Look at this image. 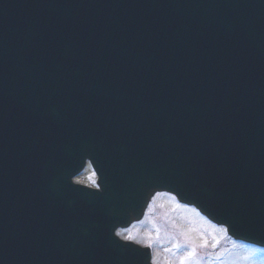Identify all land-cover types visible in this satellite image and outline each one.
I'll use <instances>...</instances> for the list:
<instances>
[{
    "label": "water",
    "instance_id": "95a60500",
    "mask_svg": "<svg viewBox=\"0 0 264 264\" xmlns=\"http://www.w3.org/2000/svg\"><path fill=\"white\" fill-rule=\"evenodd\" d=\"M187 2L193 12L201 11V23L209 34L202 32L194 39L193 47L212 53L220 64L204 65L200 76L192 79L206 86L212 82L218 94H223L220 109L227 113L204 127L198 123V131L186 132L183 126L172 124L160 108L162 119H166L163 124L173 130V135L154 137L148 142L129 139L124 143L119 140L130 134L133 121L128 99H120L117 83L112 82L110 88L105 86L102 92H89L68 105L65 113L72 120L67 123L71 131L60 148L62 154L56 159L46 156L33 162L38 174L53 180L61 178L53 198L59 199L57 204L64 200L68 207L65 221L61 226L56 224L59 239L53 246H63L70 253L65 264H125L122 254L111 245L113 241L126 243L114 238L113 232L139 220L156 191L171 192L180 202L194 205L212 222L224 225L234 239L264 246V0ZM128 15L129 11L120 19L104 18L103 13L98 21L115 28ZM196 21L189 18L183 23ZM246 29L252 31L253 38ZM198 60L192 59L197 71ZM218 94H214V102ZM231 135L235 140L228 150L236 160L220 164L204 145L220 137L223 147ZM83 147L96 155L105 149L92 163L100 178V190L93 191L99 193L94 196L97 204L92 206L84 194L79 199L64 198L72 190L67 185L80 168L76 164L80 163ZM253 155L258 158L257 164L246 167V160L241 158ZM88 157L90 154L83 160ZM24 230L20 237L19 231L11 233L16 241L10 235H2L3 243L11 248L15 244L17 252L31 251L34 255L36 247L29 244V227ZM23 240L26 244L18 243ZM118 251L134 257L136 264H150L147 249L131 244L130 249ZM28 255L20 253L16 264H26ZM127 264H131L130 260Z\"/></svg>",
    "mask_w": 264,
    "mask_h": 264
},
{
    "label": "rangeland",
    "instance_id": "374dc122",
    "mask_svg": "<svg viewBox=\"0 0 264 264\" xmlns=\"http://www.w3.org/2000/svg\"><path fill=\"white\" fill-rule=\"evenodd\" d=\"M93 179L86 170L78 181L93 185ZM171 206L177 209L173 211ZM169 207L170 212L166 211ZM145 210L143 220L127 230L153 245L152 255H157L158 264H179L189 250L195 254L187 264H264V249L234 241L221 230L224 227L212 226L169 195L155 193Z\"/></svg>",
    "mask_w": 264,
    "mask_h": 264
},
{
    "label": "snow or ice",
    "instance_id": "6c2138e0",
    "mask_svg": "<svg viewBox=\"0 0 264 264\" xmlns=\"http://www.w3.org/2000/svg\"><path fill=\"white\" fill-rule=\"evenodd\" d=\"M81 154H80V163L77 165V168L79 167H82L83 166V158L85 155H89L90 154V150L88 147H83L81 148ZM95 162V159H93L92 161H90L89 163V167H91V164ZM70 172L66 173V175H69ZM93 177L95 175V173L92 174ZM79 181H77L78 183ZM93 186L96 187L97 189L100 188V185L99 184H96L95 183V180L93 179ZM67 187L69 189H72V185L71 184H68ZM75 191H79V190H75ZM99 193L98 192H94V193H91L88 195H92V196H95V195H98ZM222 231H224L225 229H221ZM127 233V234H126ZM115 236L116 237H120L122 240L126 241V242H130V243H126V244H119L118 242L116 241H113L112 242V248L115 249L117 252L121 253L122 254V260L125 262V264H127V261L130 260L131 264H136L135 262V258L132 257L131 255L127 254L126 252H123V251H118V250H126V249H130L131 247V243H139V244H142L143 246H146V247H149V248H152L153 245L150 243V242H145L143 240H141L140 238H138L135 234H133L130 230H127V229H123V230H117L115 232ZM176 247H180V245H176ZM135 251V250H133ZM194 250H189L187 255L185 257H182L180 260H179V264H187V261L194 256ZM117 264H120V261L117 262ZM151 264H158V260H157V255L156 254H153L152 255V258H151Z\"/></svg>",
    "mask_w": 264,
    "mask_h": 264
},
{
    "label": "bare ground",
    "instance_id": "6f19581e",
    "mask_svg": "<svg viewBox=\"0 0 264 264\" xmlns=\"http://www.w3.org/2000/svg\"><path fill=\"white\" fill-rule=\"evenodd\" d=\"M159 216V218L161 217L160 215H158ZM162 218V217H161ZM165 229H167L166 227H164Z\"/></svg>",
    "mask_w": 264,
    "mask_h": 264
}]
</instances>
